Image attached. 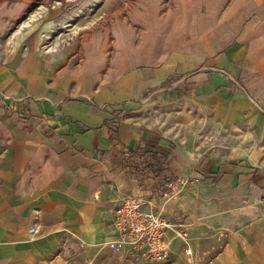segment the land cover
<instances>
[{"label": "crops", "instance_id": "obj_1", "mask_svg": "<svg viewBox=\"0 0 264 264\" xmlns=\"http://www.w3.org/2000/svg\"><path fill=\"white\" fill-rule=\"evenodd\" d=\"M9 1L0 264H264V0H175L166 17L144 0L138 46L130 18L51 48L6 32ZM127 196L184 223L193 254L172 232L167 263L115 248Z\"/></svg>", "mask_w": 264, "mask_h": 264}, {"label": "rangeland", "instance_id": "obj_2", "mask_svg": "<svg viewBox=\"0 0 264 264\" xmlns=\"http://www.w3.org/2000/svg\"><path fill=\"white\" fill-rule=\"evenodd\" d=\"M144 0H10L5 7L4 14L10 9L14 13L9 30L13 33H35L43 37L41 48L68 47L73 44L78 47L88 34L105 33L108 27L116 24L115 29L120 30L117 21L132 19V32L136 39L135 46L139 44V34L144 26L143 21L153 24L154 10L147 18L144 8L139 3ZM161 14L166 17L170 13V5L175 0H162ZM153 5L154 0H146ZM143 8V9H142ZM121 27V26H120ZM1 45V43H0ZM77 47V49H79Z\"/></svg>", "mask_w": 264, "mask_h": 264}, {"label": "built area", "instance_id": "obj_3", "mask_svg": "<svg viewBox=\"0 0 264 264\" xmlns=\"http://www.w3.org/2000/svg\"><path fill=\"white\" fill-rule=\"evenodd\" d=\"M188 180L170 182L167 188L173 193L164 194L165 203L180 192V185ZM197 182V180L193 181ZM145 202L134 196L124 197L116 209L113 227L118 237L115 248H127L148 263H167L170 242L167 235L172 232L180 238L188 256L193 254L190 247L187 226L182 222L171 221L164 213V207L158 210L145 209Z\"/></svg>", "mask_w": 264, "mask_h": 264}]
</instances>
